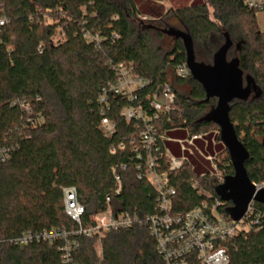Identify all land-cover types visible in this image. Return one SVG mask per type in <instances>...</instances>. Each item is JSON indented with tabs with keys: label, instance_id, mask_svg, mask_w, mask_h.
<instances>
[{
	"label": "trees",
	"instance_id": "16d2710c",
	"mask_svg": "<svg viewBox=\"0 0 264 264\" xmlns=\"http://www.w3.org/2000/svg\"><path fill=\"white\" fill-rule=\"evenodd\" d=\"M206 1L215 19L207 3L165 11L164 0H0V19L6 21L0 26V147L10 150L9 160L0 164L2 264H165L145 226L106 233L100 258L97 239L77 234L80 226L64 212L63 189H77L85 208L82 228L94 225L95 215L108 206L115 214L129 211L142 220L155 212L157 193L137 179L128 146L143 123L121 114L137 100L109 95L108 108L99 102L116 78L114 66L131 67L150 82L136 93L144 106L145 96L163 83L175 91L181 112L156 123L159 135L177 128L190 130L191 136L220 132L217 124L201 121L218 100L207 99L191 73L186 78L176 74L178 66L187 65L183 39H174L167 51L155 44L172 28L191 37L195 60L206 65L214 63L226 34L231 40L227 61L238 60L244 85L250 77L258 94L233 100L229 119L248 153L244 167L250 181L264 182V34L258 31L257 12L241 0ZM103 118L115 124L110 138L104 136ZM121 141L126 150L111 155L110 146ZM158 147L164 155L162 140ZM218 155L225 179L234 176L228 150ZM122 163L128 167L119 171L123 187L116 194L111 169ZM209 173L200 160H188L170 173L176 189L171 214L200 204L203 197L191 187L194 179L223 201L221 184ZM223 202L225 210L233 207ZM256 207L264 211L262 204ZM54 229L67 231V240L24 247L11 243L27 231ZM227 246L232 264L264 263V221L261 230L242 231Z\"/></svg>",
	"mask_w": 264,
	"mask_h": 264
},
{
	"label": "built area",
	"instance_id": "2783aa9c",
	"mask_svg": "<svg viewBox=\"0 0 264 264\" xmlns=\"http://www.w3.org/2000/svg\"><path fill=\"white\" fill-rule=\"evenodd\" d=\"M241 1L249 10L257 12L259 28L263 32L264 19L262 23L259 16L261 14L264 16V0ZM5 22V19H0V26ZM113 70L116 78L102 90L99 102L101 106L108 108L109 95H122L131 101L137 100L138 105L126 107L121 114L127 121L143 123L136 135H131L128 139V146L130 152L135 155L137 179L149 182L157 193L155 212L142 220L129 211L115 214L108 206L106 211L95 215L94 225L82 228L81 220L85 208L78 200L76 187H67L63 189L64 212L80 226L76 233L89 239L95 237L101 246V240L108 232L145 226L155 240L157 251L165 264H232L227 245L232 243L242 231L251 228L261 230L264 211L258 210L257 202L251 201L242 219L235 222L229 216L228 209H224L225 203L213 198L212 194L194 179L191 181V187L203 197L200 204L188 212L171 214L176 189L170 184L169 175L180 170L188 159L185 156L174 157L166 148L164 155L160 153L158 140L164 142L166 137L159 135L156 123L164 118L169 120V116L173 113L180 114L181 106L177 103L176 93L169 83H163L145 96L148 106H144L138 101L136 93L145 89L150 82L134 73L131 67L118 65L114 66ZM176 74L180 78H186L190 75V70L186 64L180 65L176 69ZM102 130L104 136L110 138L115 133V124L108 118H103ZM205 136L206 134L194 135L177 142L184 153L194 145V141L201 140ZM126 148L125 141H121L111 145L109 152L111 155H116L118 151H124ZM199 154L211 164L210 176L222 184L225 181V170L221 166L219 155L206 157L201 152ZM9 158L10 150L0 147V164L7 162ZM127 167V163H122L111 169L116 184V194H120L123 187L119 171L126 170ZM253 185L256 192L264 189V182ZM107 202H110V198H107ZM68 235L67 231L61 229L37 233L27 231L12 239L11 243L24 247L34 242L52 243L67 240ZM68 247L69 245L66 249ZM98 255L101 258V251ZM0 264H2L1 254Z\"/></svg>",
	"mask_w": 264,
	"mask_h": 264
},
{
	"label": "water",
	"instance_id": "95a60500",
	"mask_svg": "<svg viewBox=\"0 0 264 264\" xmlns=\"http://www.w3.org/2000/svg\"><path fill=\"white\" fill-rule=\"evenodd\" d=\"M174 39L181 38L187 50V67L195 80L200 82L207 94V99L216 98L217 106L213 108L201 121L213 122L220 128V137L229 152L231 163L236 179V189L234 197L228 198L222 195L221 189L218 193L223 201H231L233 207L228 209L231 219L238 222L245 215L248 205L255 201L264 206V189L256 192L253 183L250 181L244 167V161L248 153L239 141L234 126L229 119L230 103L235 100H246L253 92L258 94L254 81L246 78L244 85L243 72L239 69L238 60L227 61V53L232 46V42L226 34L225 45L216 53L214 63L206 65L195 60L193 43L191 37L176 29L165 31Z\"/></svg>",
	"mask_w": 264,
	"mask_h": 264
},
{
	"label": "rangeland",
	"instance_id": "374dc122",
	"mask_svg": "<svg viewBox=\"0 0 264 264\" xmlns=\"http://www.w3.org/2000/svg\"><path fill=\"white\" fill-rule=\"evenodd\" d=\"M202 3H207V1L206 0H164V2L162 3V6H163L165 11H168L170 9L175 10V9H179V8H186V7H189V6L194 5V4H202ZM207 5H208L207 7H208L210 17L212 19H215L214 18V8L209 3H207ZM259 17L261 20L264 19V16L262 14ZM143 20H145V19H143ZM262 23H263V20H262ZM257 24L259 27L258 18H257ZM161 29H166V28L164 26H161ZM259 30H260V28H258V31ZM262 31L264 33V27H262ZM173 41H174V37L165 33V38L162 40L156 38L155 44L157 46H160L164 51H167L171 47ZM182 130L184 131V137H185L184 139H189V137L192 135V132H190V130L185 129V128H183ZM210 133L213 135L217 134V136H218V134L220 132L213 129L208 134H210ZM166 140L171 141V139L168 137L166 138ZM212 151H213V154L216 153L217 151H219V147L213 146ZM199 152H201L203 155H206V156H207V154L208 155L211 154V150H209L208 152H207V149L205 150L203 141H196L194 143V145L192 147H190V150L188 151V153H186L188 160H190L192 162H197L198 160H203V157H201ZM218 157L220 158V156H218ZM208 166H209V169H212L211 164L209 162H208ZM236 183L237 182H236V179L234 177L225 179V181L220 186L222 195L225 197H228V198L234 197V191H235L236 185H237ZM96 248L98 250V253H100L101 246L98 242L96 244Z\"/></svg>",
	"mask_w": 264,
	"mask_h": 264
},
{
	"label": "crops",
	"instance_id": "0c3cea01",
	"mask_svg": "<svg viewBox=\"0 0 264 264\" xmlns=\"http://www.w3.org/2000/svg\"><path fill=\"white\" fill-rule=\"evenodd\" d=\"M183 128H177V129H173L169 132L166 133L165 137L167 138H170V140H164V146L165 148L170 152V154L174 157H177V158H181L182 156H185L187 157L186 153H188V151L190 150V146L188 148V150L186 152H182L181 149H180V145L179 143L177 142V140H186L184 139V131L182 130ZM196 141H203L204 142V148L205 150L207 149V152L209 150H211V154L207 156H214L216 154H219V152H221L222 150H226V146L224 145V143L222 142L221 140V137H220V133L216 135H213V134H206V136L201 139V140H196ZM194 141V143L196 142ZM213 146H218L219 147V151H217L216 153L213 154V151H212V147ZM202 152V151H201ZM206 156V155H204ZM206 156V157H207ZM200 162H202L204 165H206V167H208L209 169V166H208V162L203 159V160H200Z\"/></svg>",
	"mask_w": 264,
	"mask_h": 264
}]
</instances>
